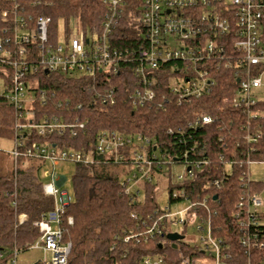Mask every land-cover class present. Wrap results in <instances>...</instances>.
<instances>
[{"label": "built area", "instance_id": "built-area-1", "mask_svg": "<svg viewBox=\"0 0 264 264\" xmlns=\"http://www.w3.org/2000/svg\"><path fill=\"white\" fill-rule=\"evenodd\" d=\"M30 4L40 2L0 0V73L9 86L1 97L17 111L14 147L9 154L15 163L21 158L41 159L52 169L43 171L45 178L50 179L43 190L53 198L54 208L34 223L40 236L28 247L44 252L45 257L38 264H67L72 250V243L65 241L62 228L72 197L68 191L60 190L66 181L55 172L60 162L125 166L129 172L122 180L123 191L133 199L136 195L137 200L138 187L166 176V168L171 175L174 165H182L183 173L176 183L171 182L170 200L189 201V207L178 213L160 206L144 214L133 211L130 218L134 226L116 236V240L141 244L164 239L159 242L161 249L168 245L173 251V255H146L140 264H230L233 254L224 239L214 235L207 198L192 201L188 196L185 182L194 179L197 170L210 163L191 159L190 155L197 152L196 145L187 147L179 155L171 154L152 145L150 138L143 134L130 135L108 129L97 134L96 145L89 151L61 149L50 143L32 141L33 136L44 138L65 130L76 138L87 132L90 122L79 116L85 108L84 101L75 103L73 96L60 98L55 91L41 88L42 78L38 76L60 72L74 80H86V90L92 100L108 106L119 100L120 91L113 82L119 76L121 90L126 94L124 100L132 107L164 112L172 103L191 105L210 94L216 87L215 71L224 67L233 71L238 84L234 105L244 111L248 119L256 120L261 115L257 110L260 101L256 91L263 86L264 76V0H141L140 6L133 10L128 0H103L105 11L100 27L84 29L78 18L73 17L70 20H74V25L66 31L65 44L59 42L58 30L55 37H51L52 18L36 15L30 10ZM126 17L134 25L137 44L119 48L114 32ZM171 37L176 41L175 48L170 47ZM46 106L62 109L63 116L40 109ZM212 122L211 115L196 113L186 122L185 130L177 131L178 139L187 143L200 126ZM168 133L174 135L175 131L169 128ZM259 138L258 134H248L246 142L257 144ZM227 149L223 147L224 152ZM255 150L253 148L252 152ZM250 154L243 152L248 167L241 175L243 185L252 180L250 165L264 163V157L252 159ZM223 159L224 154H221L220 160ZM214 184L220 188L219 183ZM262 185L261 192L242 197L237 205L235 218L241 227L240 244L246 254L263 247L258 228L263 214L260 208L264 182ZM20 219L23 223L26 214H21ZM67 222L72 225L73 218L68 217ZM190 224H196L200 234L196 245L184 238L175 242L167 239L172 233L184 237V233L169 229L186 228ZM180 241L193 247L198 255L186 254ZM115 248L114 244L111 250ZM20 251H14L10 264H16Z\"/></svg>", "mask_w": 264, "mask_h": 264}, {"label": "trees", "instance_id": "trees-1", "mask_svg": "<svg viewBox=\"0 0 264 264\" xmlns=\"http://www.w3.org/2000/svg\"><path fill=\"white\" fill-rule=\"evenodd\" d=\"M30 1L40 2L30 4L33 13L52 18L51 37H55L61 18L70 20L76 17L84 29H93L100 27L105 11L103 0ZM128 1L132 10L141 3V0ZM114 36L119 48L137 44L134 25L127 17L116 27ZM38 77L42 78L41 88L55 91L60 98L73 96L75 103L84 101L85 108L79 116L90 122L87 132L76 138L65 130L44 138L33 136L32 141L50 143L61 149L89 151L96 145L97 134L108 129L130 135L143 134L150 138L152 145L160 150H169L171 154L179 155L187 147L196 145L197 152L190 155L191 159L209 160L210 163L197 170L194 179L185 182L189 188V198L192 201L207 198L212 210L214 235L223 238L233 254L230 264H264V213L258 225L263 247L252 250L250 254H246L240 244L242 232L235 218L241 198L263 190L262 182L250 180L243 185L241 175L248 170L243 152H251L252 159L262 160L264 157V102L260 101L257 106L261 112L258 119H248L244 111L233 103L238 84L232 70L221 67L215 71L213 77L216 87L210 94L191 105L178 106L172 103L164 112L132 107L124 100L126 94L121 90L119 76L113 81L120 91L119 100L112 106L94 102L86 90V80H74L60 72L41 73ZM40 109L51 115L63 116L62 109L52 106ZM200 112L211 115L213 122L200 126L191 141L180 142L177 131L185 130L186 122ZM16 115L13 105L0 96V137L14 140ZM169 128L175 131L174 135L168 133ZM248 134L260 135L258 143L248 144ZM223 147H227V151L224 152ZM253 148L256 149L254 153ZM221 154H224L223 161L220 160ZM233 161L237 163H231ZM17 163L10 175H0V264H10L15 250H26L38 240L40 234L34 223L42 220L54 208L53 198L45 195L43 190V171L49 163L41 159L24 158ZM128 172V168L121 165L76 164L74 197L66 210L62 226L65 241L72 243L67 264H140L143 257L149 254L173 255L168 245L159 248V242H164V239L141 244H125L116 240V236L134 226L130 218L133 211L144 214L159 207L155 198V181L143 185L146 193L143 202L137 200L136 195L133 199L124 193L122 180ZM216 182L220 188L215 187ZM21 214H26L23 223ZM68 217L73 218L72 225L68 224ZM180 242L186 254L198 255L194 253L193 247ZM114 244L116 248L112 251Z\"/></svg>", "mask_w": 264, "mask_h": 264}, {"label": "rangeland", "instance_id": "rangeland-1", "mask_svg": "<svg viewBox=\"0 0 264 264\" xmlns=\"http://www.w3.org/2000/svg\"><path fill=\"white\" fill-rule=\"evenodd\" d=\"M74 20L60 19L58 22V40L60 43L65 44L66 42V31L70 29L72 24L74 25ZM177 46L176 41L173 37L170 38V47L175 48ZM263 86L259 88L256 92L257 100L264 102V76L262 77ZM8 84L6 78L0 73V96L3 93L8 91ZM14 147V140L8 138L0 137V175H10L13 172V169L16 168L18 163H15L13 157L8 153ZM25 164V163H24ZM51 166L47 164L44 168V171H50ZM55 172L59 177H65V183L60 187V190L68 191L70 196L74 197V185L73 179L76 173V164L72 162H60L56 166ZM183 173V166L180 164L174 165L171 175L169 174V169H165L166 176H160L155 180V198L158 205L161 208H168L172 213H178L179 211L189 207L190 202L182 200L179 202H171L170 191L172 184L176 183L177 177ZM249 178L256 182H264V163H253L249 167ZM43 182L48 183L50 179L45 178L43 173ZM172 182V184H171ZM171 184V187L169 186ZM140 193L138 199L143 202L146 199V193L142 186L138 187ZM263 205L260 210L264 213V191L262 192ZM196 224L187 225L186 228L181 226H174L169 230L174 232L184 233V240L188 243H191L193 246L199 242V232L197 231ZM56 228L55 225L52 226ZM49 258V255H47ZM45 257L44 252L41 249L28 248L26 250H21L17 254L16 264H38L39 261H42ZM209 264H211L209 262Z\"/></svg>", "mask_w": 264, "mask_h": 264}, {"label": "water", "instance_id": "water-1", "mask_svg": "<svg viewBox=\"0 0 264 264\" xmlns=\"http://www.w3.org/2000/svg\"><path fill=\"white\" fill-rule=\"evenodd\" d=\"M184 237L180 234H177V233H172V234H168L167 235V239L172 241V242H175V241H178V240H182ZM175 243L172 244V247H175ZM163 246L160 245L159 248L161 249Z\"/></svg>", "mask_w": 264, "mask_h": 264}, {"label": "crops", "instance_id": "crops-1", "mask_svg": "<svg viewBox=\"0 0 264 264\" xmlns=\"http://www.w3.org/2000/svg\"><path fill=\"white\" fill-rule=\"evenodd\" d=\"M9 153V152H8Z\"/></svg>", "mask_w": 264, "mask_h": 264}]
</instances>
